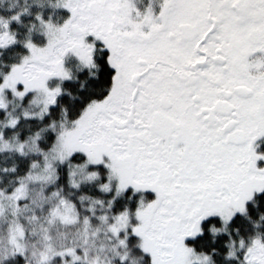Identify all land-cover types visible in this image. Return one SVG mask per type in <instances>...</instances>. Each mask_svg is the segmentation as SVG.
I'll return each instance as SVG.
<instances>
[{
  "label": "snow or ice",
  "instance_id": "obj_1",
  "mask_svg": "<svg viewBox=\"0 0 264 264\" xmlns=\"http://www.w3.org/2000/svg\"><path fill=\"white\" fill-rule=\"evenodd\" d=\"M14 5L0 264H264V0Z\"/></svg>",
  "mask_w": 264,
  "mask_h": 264
},
{
  "label": "rangeland",
  "instance_id": "obj_2",
  "mask_svg": "<svg viewBox=\"0 0 264 264\" xmlns=\"http://www.w3.org/2000/svg\"><path fill=\"white\" fill-rule=\"evenodd\" d=\"M9 3V0H0V10H4V8L7 6V4ZM24 5V0H15V5L16 7H20ZM261 147L263 148L264 145V141H262L261 143Z\"/></svg>",
  "mask_w": 264,
  "mask_h": 264
},
{
  "label": "trees",
  "instance_id": "obj_3",
  "mask_svg": "<svg viewBox=\"0 0 264 264\" xmlns=\"http://www.w3.org/2000/svg\"><path fill=\"white\" fill-rule=\"evenodd\" d=\"M22 5H23V3H22ZM25 21H27V19H28V17H24L23 18ZM21 31H23V28L21 29ZM262 145V144H261ZM263 148H264V145H263Z\"/></svg>",
  "mask_w": 264,
  "mask_h": 264
}]
</instances>
